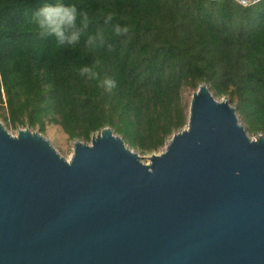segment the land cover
Instances as JSON below:
<instances>
[{"label": "water", "instance_id": "1", "mask_svg": "<svg viewBox=\"0 0 264 264\" xmlns=\"http://www.w3.org/2000/svg\"><path fill=\"white\" fill-rule=\"evenodd\" d=\"M0 264H264V135L204 82L147 163L109 126L66 159L0 121Z\"/></svg>", "mask_w": 264, "mask_h": 264}, {"label": "trees", "instance_id": "2", "mask_svg": "<svg viewBox=\"0 0 264 264\" xmlns=\"http://www.w3.org/2000/svg\"><path fill=\"white\" fill-rule=\"evenodd\" d=\"M42 2L0 0V119L12 128L54 124L89 141L109 126L150 153L187 123L186 93L204 82L247 133L264 135V0H65L86 20L71 47L38 33L32 14ZM84 65L95 79L79 75Z\"/></svg>", "mask_w": 264, "mask_h": 264}, {"label": "clouds", "instance_id": "3", "mask_svg": "<svg viewBox=\"0 0 264 264\" xmlns=\"http://www.w3.org/2000/svg\"><path fill=\"white\" fill-rule=\"evenodd\" d=\"M32 19L36 25L38 33L41 36L53 37L58 45L75 46L83 34V28L86 20L83 13L79 12L75 4L65 2V0H43L41 5L33 12ZM111 19L107 16L105 23ZM113 30L119 34L125 29L113 25ZM96 37L89 35L85 41L89 48L96 47ZM79 75L85 79H95L96 73L87 65L78 69ZM103 85L106 90L115 87L116 82L113 79L105 78Z\"/></svg>", "mask_w": 264, "mask_h": 264}, {"label": "rangeland", "instance_id": "4", "mask_svg": "<svg viewBox=\"0 0 264 264\" xmlns=\"http://www.w3.org/2000/svg\"><path fill=\"white\" fill-rule=\"evenodd\" d=\"M191 93L192 92H188L186 93L187 95V100H188V103H189V100H190V96H191ZM233 106V105H232ZM237 114V112H236ZM237 117L239 119V121L242 123L241 119H240V115L237 114ZM0 121L2 122V124L4 125V127L11 133V134H16L17 130L19 128H25V127H28L30 130H35V131H38V128L37 127H29L28 125H25V126H19L18 128H12L10 126V124L8 122H4L0 119ZM243 124V123H242ZM249 134V133H248ZM42 135L44 137H46L51 145L56 149V151L64 158L68 159L72 152H73V139H69L68 136L60 129L59 126L57 125H54V124H48L46 125L45 127V130L44 132H42ZM251 137H255V135H251L249 134ZM257 136V135H256ZM85 142H89V141H85ZM164 148V146L162 148H160L158 151H152V152H156L158 153L159 151H161L162 149ZM150 152V153H152ZM150 153H144V154H140L138 153L140 156H141V160L142 162L144 163H147L148 162V156L150 155Z\"/></svg>", "mask_w": 264, "mask_h": 264}, {"label": "built area", "instance_id": "5", "mask_svg": "<svg viewBox=\"0 0 264 264\" xmlns=\"http://www.w3.org/2000/svg\"><path fill=\"white\" fill-rule=\"evenodd\" d=\"M233 1L237 2L239 5H242V6H249L257 2L258 0H233Z\"/></svg>", "mask_w": 264, "mask_h": 264}]
</instances>
